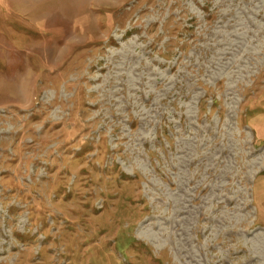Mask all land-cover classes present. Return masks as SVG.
<instances>
[{
	"label": "rangeland",
	"instance_id": "obj_1",
	"mask_svg": "<svg viewBox=\"0 0 264 264\" xmlns=\"http://www.w3.org/2000/svg\"><path fill=\"white\" fill-rule=\"evenodd\" d=\"M0 264H264V0H0Z\"/></svg>",
	"mask_w": 264,
	"mask_h": 264
},
{
	"label": "trees",
	"instance_id": "obj_2",
	"mask_svg": "<svg viewBox=\"0 0 264 264\" xmlns=\"http://www.w3.org/2000/svg\"><path fill=\"white\" fill-rule=\"evenodd\" d=\"M216 104L215 102H213V105Z\"/></svg>",
	"mask_w": 264,
	"mask_h": 264
}]
</instances>
